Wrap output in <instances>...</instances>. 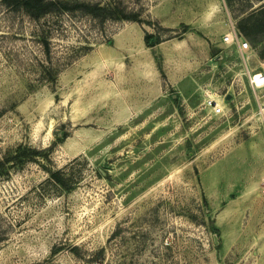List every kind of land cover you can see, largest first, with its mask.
<instances>
[{
    "label": "rangeland",
    "instance_id": "obj_1",
    "mask_svg": "<svg viewBox=\"0 0 264 264\" xmlns=\"http://www.w3.org/2000/svg\"><path fill=\"white\" fill-rule=\"evenodd\" d=\"M58 1L121 19L0 0V264H264V0Z\"/></svg>",
    "mask_w": 264,
    "mask_h": 264
},
{
    "label": "trees",
    "instance_id": "obj_2",
    "mask_svg": "<svg viewBox=\"0 0 264 264\" xmlns=\"http://www.w3.org/2000/svg\"><path fill=\"white\" fill-rule=\"evenodd\" d=\"M6 3L9 5H15L17 10L24 11L28 16L32 17L35 20H39L40 18L56 11H74L75 9L85 11L86 13L92 15L95 18L101 19H121L118 15L120 14V9L117 8L115 5H104L101 6L100 4L95 5H88V4H77L76 6L70 5L68 2H60L58 0H5ZM73 7V8H72ZM123 13V12H122ZM124 20H135L134 18L124 16ZM184 27V32L187 31V27ZM145 43L147 47H155L162 43L163 40L157 35L149 34L146 32L145 35ZM22 156L17 155L14 159L18 161V159ZM13 159V158H12ZM11 158H7L4 163L11 162ZM52 179L61 183V178H59V174L52 173Z\"/></svg>",
    "mask_w": 264,
    "mask_h": 264
},
{
    "label": "crops",
    "instance_id": "obj_3",
    "mask_svg": "<svg viewBox=\"0 0 264 264\" xmlns=\"http://www.w3.org/2000/svg\"><path fill=\"white\" fill-rule=\"evenodd\" d=\"M201 15L202 22H196L195 19H187L182 20L180 24L181 26H186L188 28L184 33L186 38L195 37L198 41L203 40V42L207 43L209 54H211L213 58L218 56L220 52H223L225 45L222 42V37L229 32L234 30L237 31L243 39L250 43L249 36L244 34L243 31L236 26L233 20L228 18H221L220 20L219 16L213 14L211 10H207V12H203ZM191 17L199 18L200 16H198L197 13H194V16Z\"/></svg>",
    "mask_w": 264,
    "mask_h": 264
},
{
    "label": "built area",
    "instance_id": "obj_4",
    "mask_svg": "<svg viewBox=\"0 0 264 264\" xmlns=\"http://www.w3.org/2000/svg\"><path fill=\"white\" fill-rule=\"evenodd\" d=\"M222 42L225 45V48L223 49V52L225 53V56L228 58V52L227 50H230L231 52L235 50L239 53V55L246 60V63L248 61V56L252 51V47L250 43L243 39L237 31H232L227 34H225L222 37ZM222 52V53H223ZM249 81L250 84L256 88H262L264 87V72L251 75L249 71Z\"/></svg>",
    "mask_w": 264,
    "mask_h": 264
},
{
    "label": "water",
    "instance_id": "obj_5",
    "mask_svg": "<svg viewBox=\"0 0 264 264\" xmlns=\"http://www.w3.org/2000/svg\"><path fill=\"white\" fill-rule=\"evenodd\" d=\"M220 58H222V57H220ZM229 98H230V96H229ZM214 239H215V243L216 244H219V242H218V235L217 234L214 235Z\"/></svg>",
    "mask_w": 264,
    "mask_h": 264
}]
</instances>
